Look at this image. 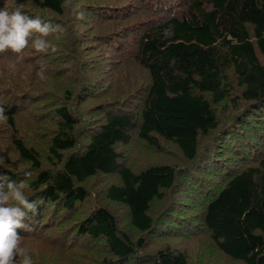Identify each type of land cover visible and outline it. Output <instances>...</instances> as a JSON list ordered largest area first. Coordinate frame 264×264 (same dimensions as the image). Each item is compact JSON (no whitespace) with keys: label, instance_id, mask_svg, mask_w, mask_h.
<instances>
[{"label":"trees","instance_id":"16d2710c","mask_svg":"<svg viewBox=\"0 0 264 264\" xmlns=\"http://www.w3.org/2000/svg\"><path fill=\"white\" fill-rule=\"evenodd\" d=\"M17 6L64 29L0 51L34 264H264V0Z\"/></svg>","mask_w":264,"mask_h":264},{"label":"clouds","instance_id":"9594fccd","mask_svg":"<svg viewBox=\"0 0 264 264\" xmlns=\"http://www.w3.org/2000/svg\"><path fill=\"white\" fill-rule=\"evenodd\" d=\"M64 29L58 23H52L39 16H29L20 6L11 10L0 8V51L5 49L17 54L16 60L10 67L14 68L20 60L22 50L29 45L37 53H45L50 49V42L46 39L50 35L63 34ZM38 75L43 78V66ZM4 110L0 108V120L5 119ZM11 164L5 163L0 156V169H10ZM29 176V172L24 173ZM21 182L19 186L9 178L7 171H0V264H34L27 251L19 246L18 229H27L24 223L31 212L36 214L40 199H28Z\"/></svg>","mask_w":264,"mask_h":264}]
</instances>
